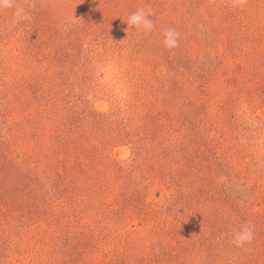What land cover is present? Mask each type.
Masks as SVG:
<instances>
[{
    "label": "rangeland",
    "instance_id": "374dc122",
    "mask_svg": "<svg viewBox=\"0 0 264 264\" xmlns=\"http://www.w3.org/2000/svg\"><path fill=\"white\" fill-rule=\"evenodd\" d=\"M37 2L0 17V264H264V0Z\"/></svg>",
    "mask_w": 264,
    "mask_h": 264
},
{
    "label": "clouds",
    "instance_id": "9594fccd",
    "mask_svg": "<svg viewBox=\"0 0 264 264\" xmlns=\"http://www.w3.org/2000/svg\"><path fill=\"white\" fill-rule=\"evenodd\" d=\"M233 3L242 7L246 0H233ZM15 6V0H0V11L13 8ZM23 9H17L16 17L23 19ZM152 15L151 12H146L144 8H138L132 12L125 20L128 28H134L145 33L151 32L155 25L153 20L149 19ZM13 22H16L15 20ZM179 32L174 28H168L163 31V46L168 49H173L178 45ZM254 238V230L251 224H243L239 230L235 231L232 242L237 247H243L245 244L250 243Z\"/></svg>",
    "mask_w": 264,
    "mask_h": 264
},
{
    "label": "trees",
    "instance_id": "16d2710c",
    "mask_svg": "<svg viewBox=\"0 0 264 264\" xmlns=\"http://www.w3.org/2000/svg\"><path fill=\"white\" fill-rule=\"evenodd\" d=\"M35 2H37V0H29L26 6H14L12 9H10V12L7 13L9 15L4 14L2 13V11H0V17L3 20L5 19V22L3 21L4 23L8 24L11 22L13 24V19L16 16L17 9H23L22 15L24 16V18L19 19L18 17H16V20L15 19L14 20L16 21L18 26H20L21 28H24L23 29L24 32L26 33L32 32L33 28L36 26V24H38L37 22L32 23L37 17V15L39 14L38 12H36V7L40 6L38 2L36 4ZM89 169H90V166L87 164L85 167H83V169L79 168L78 170H82L83 173H86L89 171ZM57 175H59V177H63L66 174L64 171H59Z\"/></svg>",
    "mask_w": 264,
    "mask_h": 264
}]
</instances>
